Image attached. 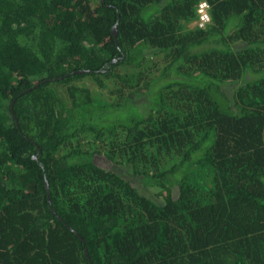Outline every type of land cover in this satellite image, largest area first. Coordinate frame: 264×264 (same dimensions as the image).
<instances>
[{"label": "trees", "instance_id": "obj_1", "mask_svg": "<svg viewBox=\"0 0 264 264\" xmlns=\"http://www.w3.org/2000/svg\"><path fill=\"white\" fill-rule=\"evenodd\" d=\"M202 1L211 23L177 36ZM231 246L227 264H264V0H0V264H219Z\"/></svg>", "mask_w": 264, "mask_h": 264}, {"label": "rangeland", "instance_id": "obj_2", "mask_svg": "<svg viewBox=\"0 0 264 264\" xmlns=\"http://www.w3.org/2000/svg\"><path fill=\"white\" fill-rule=\"evenodd\" d=\"M173 19H174V22L172 23V24H169L170 25V27L169 28H171V30H173L174 32H175V34L178 36V35H181V36H184V35H187L188 33H191V32H194L197 28H198V26H197V19L196 20H191V21H189V22H186V21H184V19H182L181 17H178V18H174L173 17ZM166 21V23H170L169 21H167V20H165ZM211 23V22H210ZM243 25H241L240 24V22H238V21H234L233 23H230V27L228 28V30H230V29H232V32L234 33V32H237L241 27H242ZM207 28V27H206ZM205 28V29H206ZM253 28V30H258V27L257 26H253L252 27ZM198 29H200V28H198ZM164 62H165V60H164V58H163V56H160L159 58H156V59H154V58H150L149 60H146L145 62H144V64L141 66V69H140V71H136V73H137V76L139 77V76H143V78H142V80L143 79H146L147 77H152V78H156V76H159V73L160 72H154V70H153V68H155L154 67V65H156L157 64V67H159L158 65H163L164 64ZM119 72H120V70H118ZM124 72H126V73H130V68L129 69H124L123 70ZM149 71H151L152 73H149ZM150 79V78H149ZM141 80V81H142ZM165 80V79H164ZM163 81V80H162ZM82 83H86V80H82L81 81ZM117 83V82H116ZM166 84V81L164 82H162L160 85H158V86H164ZM87 85H90V88H91V90H92V93H93V96L95 95V96H98L99 98H101L103 95H101L102 93H104V89L102 90V89H100L99 87H97L93 82H87ZM107 87H109V86H107ZM155 87V86H154ZM157 87V86H156ZM160 90V89H159ZM158 89H154L153 90V92H155L156 94L158 93V91H159ZM152 95V94H151ZM109 96V95H108ZM111 99H113V94H112V92H111ZM146 100H147V102L149 103V102H151V100H150V98L148 99V98H146ZM248 100V99H247ZM246 100V101H247ZM143 101H144V99H143ZM158 109H159V106H158ZM116 114L117 113H113L112 115H110L109 117L110 118H114L115 116H116ZM188 119L189 118H186L185 119V121H184V124L183 125H185V123L187 122V123H190L191 122V120H189L188 121ZM186 123V124H187ZM78 140L79 141H83V138L79 135L78 136ZM82 144H83V142H82ZM200 181H202V182H204V181H206L205 183L206 184H203V185H198L197 186V189L198 190H195L196 191V194H194V199L195 200H197V202H199V203H202V204H204V203H207V202H209V203H213V202H215V198H214V196L211 198V199H206L207 198V196H208V193H207V191L205 190L207 187H208V189H212V185H211V183H210V181H211V178H200L199 179ZM195 181V183L197 184V183H199L197 180H194ZM207 185V186H206ZM78 189L77 188H75V186H72V188H71V190H70V192L73 194L74 192H76ZM84 194V193H83ZM80 195H82V191H81V194ZM132 208H134L135 209V207H132ZM129 211H126V216L127 215H133V212L131 213V212H129ZM124 214V215H125ZM123 215V216H124ZM119 224H120V226H121V228H123L125 225H126V223H124L123 222V217H121V218H119ZM250 245H252V243L250 242ZM220 248H222V246H223V244H220ZM250 247V246H249ZM219 248V249H220ZM234 250V246H231L230 248H229V250H222V252L220 251V250H218V248L216 247V249H215V253L213 252L212 254H215V256H214V258H216V259H219L218 260V263L219 264H227L228 263V261L230 260V258H232L231 256H230V258L229 257H227V256H229L228 254L230 253V252H232ZM253 249H252V247H250L249 248V257L252 259L253 257H254V254H253V251H252ZM212 251H214V250H212ZM252 261H253V264H262L261 262H260V260H259V258H253L252 259Z\"/></svg>", "mask_w": 264, "mask_h": 264}, {"label": "built area", "instance_id": "obj_3", "mask_svg": "<svg viewBox=\"0 0 264 264\" xmlns=\"http://www.w3.org/2000/svg\"><path fill=\"white\" fill-rule=\"evenodd\" d=\"M196 15L198 28L202 29L205 28L208 24H210V6L207 2L202 1L197 5Z\"/></svg>", "mask_w": 264, "mask_h": 264}, {"label": "water", "instance_id": "obj_4", "mask_svg": "<svg viewBox=\"0 0 264 264\" xmlns=\"http://www.w3.org/2000/svg\"><path fill=\"white\" fill-rule=\"evenodd\" d=\"M112 33H113L114 38H116L117 37L116 27H113ZM85 253H86V251H85Z\"/></svg>", "mask_w": 264, "mask_h": 264}]
</instances>
